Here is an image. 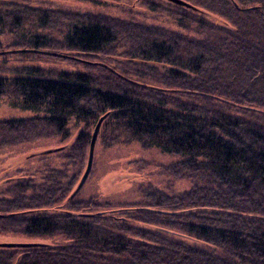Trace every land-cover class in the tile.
<instances>
[{"label":"trees","instance_id":"1","mask_svg":"<svg viewBox=\"0 0 264 264\" xmlns=\"http://www.w3.org/2000/svg\"><path fill=\"white\" fill-rule=\"evenodd\" d=\"M181 1L191 7L139 1L171 17L170 29L0 0V35H12L0 57L66 62L69 53L83 65L0 69V100L44 109L0 120V148L66 140L70 123L84 125L70 146L41 158L39 182L18 176L0 192V233L55 241L0 247V264H264V0ZM104 115L105 145L173 156L162 171L188 178L190 189L142 185L132 203L73 195ZM51 155L71 170L49 169Z\"/></svg>","mask_w":264,"mask_h":264},{"label":"rangeland","instance_id":"2","mask_svg":"<svg viewBox=\"0 0 264 264\" xmlns=\"http://www.w3.org/2000/svg\"><path fill=\"white\" fill-rule=\"evenodd\" d=\"M139 1L140 0H122L118 2L112 0H30L31 5H37L38 3H46V5H49L51 3L52 7L53 5L60 6L61 8L66 7L73 11L78 10L92 14L99 13L101 15H109L117 18H128L131 16L137 22H143L149 26L155 25L161 27L165 26L170 29L174 28L171 23L173 22L171 17H167L164 13L159 14V12H150L145 6H142ZM129 7H131L133 12L128 15L125 13L124 9H128ZM204 17L215 24L224 23L220 17L207 11L204 14ZM11 38L12 35H0V43L9 42L11 41ZM68 56V60L70 61L66 62L47 57L20 59L13 55L12 57L1 56L0 69L23 67V65L33 67L39 66L44 69H58L62 71L83 68L81 60H78L79 58L76 59L69 53ZM6 74L10 76L8 72H6ZM10 77L13 78V76ZM37 115H44V109L42 107H38L36 110H29V108H24L20 104L13 105L8 100H0V120L35 117ZM72 124L73 123L69 124V130L71 133L70 138L66 140L60 137L50 139L41 138L36 141L27 142V144L24 145L0 148V192L5 189L7 182L11 181V178H18V176H30L34 178V181L39 182V180H41L42 172L47 170V167H42L44 163L41 162V158L48 156L50 151L52 152L61 147L70 146V144L76 139V135L84 128V125L82 124L77 127H73ZM94 146L92 169L89 177L80 189L82 190L79 194V199L81 200L96 197L100 200L109 199L113 202L119 201L122 203H132L139 200L136 192L138 187L142 185L147 187V189L150 185L157 191L160 190L168 193H181L182 191L189 190L191 187L188 178L178 176L176 180H173L162 171L164 166L167 167L175 162L173 156L162 154L155 149L143 150V148L137 143L129 145L114 144V146L108 147L104 144V140H102L101 137H98ZM88 152L89 149L86 152V157L83 161L85 163V169H82L78 175L80 176V178H78L80 179L79 183L86 170ZM49 159V169L54 168L61 170V165H63L65 168L71 170L70 166H65L64 162L62 163L61 158L58 159L55 155H51L49 156ZM65 168L62 170H65ZM75 187H77L76 184ZM262 219H264V215H262ZM185 241L191 245H201V243H198L197 241L189 239H185ZM42 242L51 244L55 241L0 233V244H31ZM203 247H205V245H203Z\"/></svg>","mask_w":264,"mask_h":264},{"label":"water","instance_id":"3","mask_svg":"<svg viewBox=\"0 0 264 264\" xmlns=\"http://www.w3.org/2000/svg\"><path fill=\"white\" fill-rule=\"evenodd\" d=\"M168 2H173L179 6H185V7H191L189 4H187L185 1H181V0H166ZM48 54V53H47ZM107 115H104L102 116V118H100L97 123H96V126L95 128L93 129V132H92V137H91V140H90V144H89V152H88V162H87V165H86V170L84 172V174L82 175L81 177V181L80 183L77 185V187L75 188V191L73 192V195H75L78 191H80V189L83 187V184L86 182L87 180V177L89 176L90 172H91V166H92V162H93V152H94V148H95V142L98 138V133H99V130L102 126V121L105 119ZM72 195V196H73ZM35 243H10V244H0V247L2 248H21V247H28V246H31V245H34Z\"/></svg>","mask_w":264,"mask_h":264}]
</instances>
